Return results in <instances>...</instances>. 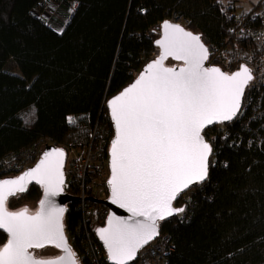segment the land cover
Returning a JSON list of instances; mask_svg holds the SVG:
<instances>
[{"label":"trees","instance_id":"1","mask_svg":"<svg viewBox=\"0 0 264 264\" xmlns=\"http://www.w3.org/2000/svg\"><path fill=\"white\" fill-rule=\"evenodd\" d=\"M45 1L0 0V159L43 138L57 144L86 141L108 113L104 101L130 86L152 61L171 11L189 18L187 30L205 45L233 37V19L213 0H54L59 9L49 22L40 17ZM210 63L235 72V66ZM108 123L113 127L109 118ZM188 194L189 218L177 216L159 226L174 246L167 264H264V143L250 149L220 143L207 182ZM41 197L42 188L32 185L6 207L20 211ZM79 219L72 207L66 230H74ZM7 240L0 231V247Z\"/></svg>","mask_w":264,"mask_h":264},{"label":"snow or ice","instance_id":"2","mask_svg":"<svg viewBox=\"0 0 264 264\" xmlns=\"http://www.w3.org/2000/svg\"><path fill=\"white\" fill-rule=\"evenodd\" d=\"M163 28V56L110 101L116 130L109 181L112 202L133 217L143 218L134 221L113 216L108 227L99 230L113 264H128L139 249L159 235L157 220L184 211L172 207L177 193L203 182L208 175L212 147L202 130L213 123L231 121L240 109L246 86L255 78L247 65L233 74L204 67L208 49L199 35L167 22ZM168 56L182 60L186 67L179 71L165 68L163 60ZM68 122L74 118L69 117ZM64 156L63 150H53L18 179L0 182V229L10 236L0 247V264H63L65 260L77 264L63 231L65 209L48 199L62 191ZM33 180L44 189L40 210L32 215L27 208L8 211V196L25 191V183ZM45 205H49L47 211ZM46 244L67 255L40 259L29 252Z\"/></svg>","mask_w":264,"mask_h":264},{"label":"built area","instance_id":"3","mask_svg":"<svg viewBox=\"0 0 264 264\" xmlns=\"http://www.w3.org/2000/svg\"><path fill=\"white\" fill-rule=\"evenodd\" d=\"M213 1L221 13L233 19L234 27L230 29L233 34L231 40L222 45H206L209 62L212 59V62L217 61L224 67L235 66V72L242 65H247L255 78L246 87L241 110L235 120L230 124L214 125L206 129L203 136L210 143L212 154L224 142L248 149L260 147L264 143V0L255 9L241 7L239 0ZM45 4L40 17L49 22L59 6L54 0H46ZM73 4L71 13L69 9L67 11L69 15L77 8V3ZM166 21L185 30L190 25V19L176 11L167 14L163 23ZM158 56L159 50L156 48L152 61ZM103 107H107V101H104ZM108 118L109 112L91 127L88 139L82 143L57 144L49 138H43L20 154L0 159V180H3L30 170L47 146L65 152L64 191L77 200L67 205V212L74 207L80 215L77 227L71 231L65 228V233L78 264H109L97 238V231L105 226L110 215V209L104 204L111 196L110 149L114 138V129L109 125ZM179 200V208L182 207L184 211L178 216L180 221H184L189 218L192 209L191 198L186 193ZM172 252L174 246L171 237L160 235L139 252L134 264H167Z\"/></svg>","mask_w":264,"mask_h":264},{"label":"water","instance_id":"4","mask_svg":"<svg viewBox=\"0 0 264 264\" xmlns=\"http://www.w3.org/2000/svg\"><path fill=\"white\" fill-rule=\"evenodd\" d=\"M166 22H167V21H166ZM167 23H169V22H167ZM164 24H165V22L162 23V25H161L160 38H159V39L157 40V42L155 43V47L159 50V56H158V58H156L154 61H151L148 65H146V66L143 68V70H142V72L140 73V75L135 79V81H134L130 86H128V87H126L125 89H123L118 95L122 94V92H124L126 89H128L129 87H131V86H132V85H133V84H134V83L140 78L141 75L145 74V73L147 72L148 66H149L151 63H153V62L159 60V59L163 56V54H164V49L160 46V42L163 41L164 38H165V35H164V28H163V25H164ZM170 24H171V23H170ZM172 25H173V24H172ZM183 29H184V28H183ZM184 30H185V29H184ZM185 31H188V30H185ZM188 32H190V31H188ZM191 33H192V32H191ZM195 35H196V34H195ZM200 40H201V37H200ZM201 43H203L202 40H201ZM203 45L206 47L205 43H203ZM206 48H207V47H206ZM168 63H174V66H171V67H170V66L167 65ZM163 66H164L165 68H173V69H176L177 71H179L181 68L186 67V65L184 64V62H183L182 60L174 59L172 56H168L167 58H165V59L163 60ZM204 67H206V68H209V67L215 68V67L211 66V64H210V62H209V54H208V58H207V60L204 61ZM247 86H248V85H247ZM247 86H246V87H247ZM245 90H246V88H245ZM244 93H245V91H244ZM118 95H116L115 97H113V98H111V99H109V100L107 101V109H108L109 116H110V119H111V122H112V125H113V129H114V138H113V140H112V143H111V149H110V171H111V152H112V144H113V142L115 141V138H116L115 121H114L113 118H112L111 108H110V101H111L112 99L116 98ZM243 96H244V95H243ZM242 103H243V97H242V99H241L240 109H239V111L237 112L236 116H235L231 121H224V122H222V123H213V124H211V125H207V126L202 130V136H203V133H204V131H205L206 129H208V128L214 126V125H218V124H230L232 121H234L235 118H236V117L238 116V114L240 113ZM203 137H204V136H203ZM204 139H205V138H204ZM56 149H58V148H56V147H54V146H47V147L44 149L43 153L41 154L40 160L38 161V163L36 164V166L33 167L32 169L36 168V167L40 164V162L44 159L45 155H47L48 153H50V152H52L53 150H56ZM63 152H64V151H63ZM64 153H65V152H64ZM211 155H212V153H211V154L209 155V157H208V174H209V164H210ZM51 159H56V157H55V156H52ZM65 160H66V154H65V156L62 158V164H63V167H62L61 170H62V172H63V177H64V166H65ZM30 170H31V169H30ZM28 171H29V170H28ZM28 171H26V172H28ZM26 172H24L22 175H24ZM22 175H20V176H22ZM20 176H19V177H20ZM19 177H17V178H13V179H12V178H6V179H3V180H0V182H3V181H5V180H15V179H18ZM111 177H112V171H111ZM110 180H111V179H110ZM207 180H208V175H207V178H206L203 182L191 184L188 188H186V189H182L181 191H179V192L177 193V196H176L175 200L172 202V207L175 208V206H174L175 202H177V201L179 200V198H180L182 195L188 193L189 191H191L192 189H194L195 187H197V186H199V185H203V184H205V183L207 182ZM64 183H65V178H64ZM64 183H63L62 186H61V187H62V191H60V192H59L56 196H54V197H48V199H49V200L51 201V203H52L53 205H55L57 208H64V209H65V211H64V213H63L62 224H63L64 235H65L66 240H67V236H66V233H65V223H64L65 216H66V213H67V205H68V204H71V203H75L77 200L74 199V198H72V197H70V196H68L67 194H65V191H64ZM30 185H37V186L41 187L40 185L36 184V182L33 180V181H28V182L25 183V188H26V190L28 189V187H29ZM110 185H111V184H110ZM41 188H42V187H41ZM26 190H25V191H26ZM25 191H22V192H21V191H16L15 194H12V195H9V196H8L7 201H8V199L11 198V197H16L17 195H21V194L25 193ZM44 199H45V196H44V189L42 188V197H41V199H40V201H39V203H38V209L36 210V212H38V211L40 210V202H41L42 200H44ZM112 199H113V197H112V185H111V196H110V199H109L107 202L104 203V204L110 209V215H109V217H108V219H107V222H106L105 226L102 227V228H107V227H108V221H109L113 216H115V217H117V218H119V219H123V220H134V221H142V220H143L142 217H133L132 214H131L130 212L127 211L126 208H121V207L119 206L118 203L114 204V203L112 202ZM7 201H6V203H7ZM48 208H49V205H45V211H47ZM36 212H35V213H36ZM28 213H29V215L35 214V213L29 212V211H28ZM181 213H182V212H180L179 214H181ZM179 214H174V215H172V216H167V217H166L165 219H163V220H157V225H158V232H159V235L156 236L154 239H152L150 242H148L146 245H144L141 249H139V251L137 252L136 257H135L134 259L130 260V261L128 262V264H134L135 261H136V259H137V257H138L139 252H140L141 250H143L144 248H146L147 246H149L152 242H154V241L160 236V227H159V226H160V223H161L162 221H164V220L174 219V218H176ZM102 228H100V229H102ZM100 229H99V230H100ZM99 230L97 231V238H98L100 244L102 245V247H103V249H104V251H105V253H106V256H107V259H108L109 264H113L112 260H111L110 257H109V254H108V252H107V248H106L104 242H103V241L101 240V238H100ZM0 231L4 232V233L8 236V234H7L3 229H0ZM8 239H10V236H8ZM67 246H68V247L71 249V251H72L71 246L68 244V240H67ZM46 248L55 249L56 251L59 252V255H58V256H56V257H54V258H48V259H56V258H58V257H60V256H66V255H67L65 252H63L62 249H58V248H56V247H55L54 245H52V244H46V245H45L44 247H42V248H31V249H29V252H30L33 256H35V255H34V252H35V251H39V250L46 249ZM74 258H75V257H74ZM75 260H76V259H75ZM76 261H77V260H76ZM63 264H71V261H70V260H65V261L63 262ZM77 264H78V262H77Z\"/></svg>","mask_w":264,"mask_h":264},{"label":"rangeland","instance_id":"5","mask_svg":"<svg viewBox=\"0 0 264 264\" xmlns=\"http://www.w3.org/2000/svg\"><path fill=\"white\" fill-rule=\"evenodd\" d=\"M259 0H248V2L245 3V5H242L244 8H249L250 5H254L258 2ZM168 66H174V63H168ZM138 74H135V77H137ZM44 149V148H43ZM44 151V150H43ZM23 208H27L29 212H36V210L38 209V202H31V203H26ZM34 255L36 258H40V259H48L50 257H56L59 255V252L54 250V249H50V248H46V249H42L39 251H35Z\"/></svg>","mask_w":264,"mask_h":264},{"label":"crops","instance_id":"6","mask_svg":"<svg viewBox=\"0 0 264 264\" xmlns=\"http://www.w3.org/2000/svg\"><path fill=\"white\" fill-rule=\"evenodd\" d=\"M246 2H248V0H242L240 5L241 6L245 5ZM261 2H262V0H259L256 4L250 5L249 8H247V9H255L256 7H258L260 5Z\"/></svg>","mask_w":264,"mask_h":264},{"label":"flooded vegetation","instance_id":"7","mask_svg":"<svg viewBox=\"0 0 264 264\" xmlns=\"http://www.w3.org/2000/svg\"><path fill=\"white\" fill-rule=\"evenodd\" d=\"M40 157H41V156H40ZM40 157L37 158V161L35 162V164L33 165V167L36 166V164H37L38 161L40 160ZM33 167H32V168H33ZM32 168H31V169H32ZM21 175H22V174H21ZM19 176H20V175H19ZM19 176H17V177H19ZM17 177H14V176L11 177V176H10V177H7V178H12V179H13V178H17ZM31 186H32V185H30L29 187H31ZM29 187H28V188H29Z\"/></svg>","mask_w":264,"mask_h":264}]
</instances>
